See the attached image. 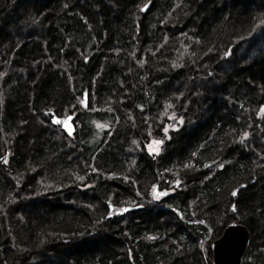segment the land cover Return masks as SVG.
I'll use <instances>...</instances> for the list:
<instances>
[{
	"label": "trees",
	"instance_id": "obj_1",
	"mask_svg": "<svg viewBox=\"0 0 264 264\" xmlns=\"http://www.w3.org/2000/svg\"><path fill=\"white\" fill-rule=\"evenodd\" d=\"M262 108L264 0H0V264H264Z\"/></svg>",
	"mask_w": 264,
	"mask_h": 264
},
{
	"label": "water",
	"instance_id": "obj_2",
	"mask_svg": "<svg viewBox=\"0 0 264 264\" xmlns=\"http://www.w3.org/2000/svg\"><path fill=\"white\" fill-rule=\"evenodd\" d=\"M85 100H83V104ZM157 191V190H156ZM153 195L157 197L153 191ZM160 197V196H159ZM235 197V196H233ZM232 204V208H233ZM108 219L115 215H123L129 212V207L115 209L113 205L108 207ZM250 233L248 229L237 223L228 224L221 236L211 244L212 264H242V258L249 245Z\"/></svg>",
	"mask_w": 264,
	"mask_h": 264
},
{
	"label": "rangeland",
	"instance_id": "obj_3",
	"mask_svg": "<svg viewBox=\"0 0 264 264\" xmlns=\"http://www.w3.org/2000/svg\"><path fill=\"white\" fill-rule=\"evenodd\" d=\"M27 3V1L26 2H24L23 4L21 3V5H18L19 7H17L16 8V6L14 7V10H10V12H11V14L12 15H16V13H18L19 11H21L25 6V4ZM8 17V16H7ZM84 102H85V104H87L88 103V98L85 96L84 97ZM46 113L44 112V115H45ZM48 115H50L49 113H47L45 116L47 117ZM52 119V121H53V118H51ZM54 122V121H53ZM55 123V122H54ZM67 123V125H68V127H65V124H60L61 125V127H62V129L66 132V134L67 135H69V131H68V129L70 128L71 129V133L73 134V132H74V130H73V126L71 125V121L70 120H68V122H66ZM57 124V123H56ZM72 134L70 135V136H72ZM151 145V148L152 149H158V144H156V143H154V142H152V143H150L149 145H148V152L149 153H152V154H154V153H157V151H150V148H149V146ZM202 235L204 236V237H206V233L203 231L202 232ZM215 239H217V238H214V239H211L209 242H208V245L210 246V243L213 241V240H215Z\"/></svg>",
	"mask_w": 264,
	"mask_h": 264
},
{
	"label": "snow or ice",
	"instance_id": "obj_4",
	"mask_svg": "<svg viewBox=\"0 0 264 264\" xmlns=\"http://www.w3.org/2000/svg\"><path fill=\"white\" fill-rule=\"evenodd\" d=\"M261 113L264 114V108L261 109ZM68 120H71V117H70V116L68 117ZM53 121H54L55 123H57V124H65V127H68L66 121H62V120L56 118L55 116H53ZM68 131H69V135H71L72 133H71V129H70V128L68 129ZM245 135H247V134H245ZM154 143H156V144H160V143H162V141H157V142H154ZM149 148H150V151H158V149H152V148H151V145L149 146ZM4 162L7 163V160H5ZM241 187H244V186H241ZM153 191H154L155 195L157 196V198H158L159 196H161V195H166V194H167V193L157 192L155 188L153 189ZM237 194H238V191H237V190H233V191L231 192V195H232V196H237ZM232 210H233L234 212L237 211V208L235 207V205H233Z\"/></svg>",
	"mask_w": 264,
	"mask_h": 264
},
{
	"label": "flooded vegetation",
	"instance_id": "obj_5",
	"mask_svg": "<svg viewBox=\"0 0 264 264\" xmlns=\"http://www.w3.org/2000/svg\"><path fill=\"white\" fill-rule=\"evenodd\" d=\"M199 254H200V256L198 257L199 260H200L201 262L205 263V264H209L208 259H207V255H202L201 252H199Z\"/></svg>",
	"mask_w": 264,
	"mask_h": 264
}]
</instances>
